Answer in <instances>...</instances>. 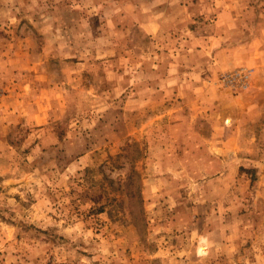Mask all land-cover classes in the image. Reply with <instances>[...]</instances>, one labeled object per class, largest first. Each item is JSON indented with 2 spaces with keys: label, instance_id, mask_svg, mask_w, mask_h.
<instances>
[{
  "label": "rangeland",
  "instance_id": "obj_1",
  "mask_svg": "<svg viewBox=\"0 0 264 264\" xmlns=\"http://www.w3.org/2000/svg\"><path fill=\"white\" fill-rule=\"evenodd\" d=\"M0 264H264V0H0Z\"/></svg>",
  "mask_w": 264,
  "mask_h": 264
},
{
  "label": "crops",
  "instance_id": "obj_2",
  "mask_svg": "<svg viewBox=\"0 0 264 264\" xmlns=\"http://www.w3.org/2000/svg\"><path fill=\"white\" fill-rule=\"evenodd\" d=\"M221 53H224V51H222ZM62 57H65V56H62ZM221 147H222V149H224V147H226V146L223 144Z\"/></svg>",
  "mask_w": 264,
  "mask_h": 264
}]
</instances>
